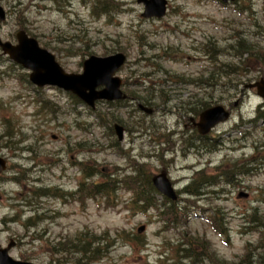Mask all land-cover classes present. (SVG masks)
Masks as SVG:
<instances>
[{"label": "rangeland", "instance_id": "1", "mask_svg": "<svg viewBox=\"0 0 264 264\" xmlns=\"http://www.w3.org/2000/svg\"><path fill=\"white\" fill-rule=\"evenodd\" d=\"M97 1L103 0H0L6 13L5 20L0 22V37L15 42V32L24 29L51 51L67 72H80L81 62L89 55L105 56L121 51L127 61L116 74L124 82V92L145 94L148 92L143 87L158 83L154 95L160 96L150 105L155 111L148 116L130 111V106L118 111L114 107L102 110L120 118L119 123L125 128L123 142L115 150L113 139L105 134L107 126L95 124L87 106L68 103L66 93L54 87L34 90L25 81L24 69L3 61L0 67L6 74L0 80V156L7 159L8 168L1 173L0 219L14 214L16 208L21 213L16 203L15 207H8L6 199L24 198L25 192L34 190L30 187L32 183L68 190L82 179L83 166L96 168L92 182L102 180V174L109 169L118 171L126 160L116 152L127 151L133 156L127 162L129 165L131 160L145 162L150 176L164 171L179 191L198 176L196 170L212 175L219 164L221 170L227 171L229 164L248 158L254 168L251 174L234 175L233 183L207 187L215 193L207 192L194 197L197 200L184 202L187 206L181 217L185 219L176 228L182 230L183 236L197 240V245L208 248L211 260L207 257L201 264H264V249L258 246L264 242V131L262 126H254L249 137L244 138L231 131L234 122H239V118L246 120L256 109L259 98L254 89L247 90L242 85L264 77V61L250 73L239 71V75L223 76L221 82L237 83L232 90L223 88L209 93L206 87L197 88L193 84L213 70L197 51L200 42L211 40L234 54V48L228 46L236 45L240 35L254 45L253 66L258 65V58H264V0H236L229 5L215 0H167L166 14L149 19L140 16L143 6L136 0H119L121 11L111 15L93 14ZM237 6L242 13L235 11ZM233 30L242 33L235 34ZM219 61L233 67L241 63L238 58L226 55ZM177 78L193 81L176 84ZM163 81L166 83L161 86ZM173 93L175 98L170 95ZM34 95L57 101L63 112L70 108L75 111L50 118L36 109ZM200 101H208L210 106L223 104L231 109V116L210 131V135H221V145L188 149L180 139V130L184 139L193 134L190 118L197 120L200 111L193 114L185 110L196 107ZM105 103L98 102L96 108L104 109ZM153 130L170 134L167 140L161 136L153 140ZM80 161L81 169L77 164ZM129 196L127 190L120 188L109 206L97 199L69 202L41 197L33 203L35 214H39L34 226L26 228L20 223L26 222L23 219L29 216L26 213L15 222L0 221L3 231L0 244L5 246L9 239H16L19 244L9 251L11 257L35 264H78L76 255L48 253L47 241L65 243L80 231L95 235L107 231L106 255L86 264H189L191 258H181L176 250L181 237L177 229H168L162 216L153 209L133 213ZM214 208L226 227L222 235L207 216ZM257 220L262 224H256ZM140 225L144 228L138 233ZM248 249L251 255L245 257Z\"/></svg>", "mask_w": 264, "mask_h": 264}, {"label": "trees", "instance_id": "2", "mask_svg": "<svg viewBox=\"0 0 264 264\" xmlns=\"http://www.w3.org/2000/svg\"><path fill=\"white\" fill-rule=\"evenodd\" d=\"M98 4H94V7L92 8L93 14H102V15H111L112 13L118 14L119 11H121V1L119 0H103V1H97ZM235 11L238 13H242V8L237 6L235 7ZM235 34H240L242 31L240 30H233ZM234 36V34H232ZM231 36V37H232ZM229 49L234 48V54H230L226 49L221 48L218 46L215 42H212L211 40L204 41L198 43V48L197 51L204 56V58L209 62V65L211 68H213L212 71L208 72L206 74V77L204 79H201L200 81H197L193 84L196 85L198 88H203L208 90L209 93L215 92L216 90L221 91L223 88L226 90H232L234 87H237V83L233 81H226V82H221L223 76H229L231 73H238L240 74L239 71L242 73L246 74L249 72L251 69H254L252 71L257 70V68L260 66V61H264V58L261 56V60L258 58V65H254L253 56L255 53L254 51V45L244 36H238L237 38V43L236 45L230 44ZM230 51V50H229ZM254 51V52H253ZM226 57H231L233 56L234 58H238L240 60V64L237 66H230L229 64H225L224 62L219 61L223 56ZM260 57V56H259ZM218 59L217 64H215V60ZM3 61H6V58H3L0 55V65ZM155 67H157L155 64H153ZM12 66V64L8 65ZM250 71V72H252ZM6 70L0 67V77L2 76V73H5ZM249 72V73H250ZM24 80V78H23ZM166 81V80H165ZM163 81V84L166 83ZM176 84H179L180 81L182 83H192V79H184V78H177L174 79ZM150 81H146V83H149ZM199 82V83H198ZM203 83V84H200ZM241 84L243 82H240ZM156 86L152 85H147L143 87V90H145V94H137L136 92H131V97L134 100H138V102H141L146 105H152L154 104V92L152 93V89L155 91L156 87L158 86V83L155 84ZM210 89H209V88ZM211 90V91H210ZM170 91H175V89H170ZM175 93V92H174ZM170 94L172 98L176 97V94ZM137 94V95H136ZM135 95V96H134ZM69 100L73 102V104L79 103V100H77L74 96L71 94L67 95ZM156 97H159L160 94L155 95ZM170 99V98H169ZM167 98V100H169ZM36 101L37 105L41 108L44 109V113L50 112V113H55L56 111L59 110L58 105L50 101L48 98L44 97L43 95H38L36 96ZM171 101V100H170ZM200 104V105H199ZM124 105V101H117V102H106L104 109L97 108L96 111L92 112L94 116V120L97 125L104 127L105 125L107 126L108 130L111 131V128L109 125L105 123V121H120V118L117 116L115 117L112 112L109 114L103 113L102 110H111V107H114L115 111H118L120 107ZM209 104L208 101H200L197 103V106L191 109H186L185 112H190V111H198L199 109H202L204 107H207ZM132 108L130 111L134 112L136 110V113H138V110L135 109L134 104H132ZM56 108V109H55ZM197 108V109H196ZM91 113V112H90ZM135 113V112H134ZM109 117L107 118L106 116ZM258 117H263L264 118V110L258 111ZM112 118V119H111ZM235 127V126H234ZM235 129V128H234ZM235 131V130H234ZM112 132V131H111ZM110 132V133H111ZM108 133V132H107ZM191 140L188 138L186 140L187 145H192ZM134 162V163H133ZM237 166H232V169H235ZM146 166L144 163H138L135 162L134 160H131L130 164V172L128 175L125 176H113L109 172H104L102 174V180H98V182H92L91 177L96 175V168L95 167H87L83 166L82 167V179L81 182L79 183L80 185V191L82 194V201H84L86 198L91 197L94 199L99 200V203L104 204L105 206H109L113 204V200L115 197V193L117 192V189L119 188H124L130 193V207L132 208L133 213L137 212H144L147 209H153L157 211L162 218L164 219V224L167 225L170 228L176 229V224H181L183 219H181V212L184 207L187 206V204L180 202H171V201H165L163 203V199L159 200L157 198L156 191L152 187L151 183V176L147 174V169H145ZM92 170V171H91ZM238 173H246L247 168H238V171H235ZM91 176V177H90ZM90 177V178H89ZM215 176H210L208 178L202 176L197 178L194 182L189 183L184 186L183 188V193L187 196L184 198L183 201L185 202H190L192 201V197H197L204 193L203 186L209 184L210 186L214 185L216 180H214ZM227 181L231 180V173H228L226 175ZM204 184V185H203ZM47 189L45 187H36L34 190L30 191L26 198L25 201L28 204H33L37 200H39ZM59 195V192H58ZM185 215V214H184ZM39 215L32 216L31 218L35 219L38 218ZM215 219H217L216 216H214ZM253 217L249 219L250 222H252ZM35 224V223H33ZM256 224H262L260 221L257 220ZM220 228V224H218ZM26 228L32 227L28 226L27 224L25 225ZM168 228V229H170ZM222 229L223 226L221 227ZM120 233V232H118ZM122 233L125 232L122 231ZM105 234H107V231H102L101 234H93L89 233L86 231L79 232L77 233V236L74 239H69L65 243L60 240L58 242H53L52 243V248L53 251L59 252H66L70 255H76L75 261L79 262L82 261L83 264L86 263H92L96 261L97 259L101 258L103 255H106V247L109 244V241H107L105 238ZM117 237L119 234H116ZM185 234H182L180 232L179 236H183ZM138 235H135V237ZM35 239V237H33ZM197 242L193 237H182L180 239L179 243H177L176 249L182 250L185 252V254H193L194 252L191 249L192 243ZM140 244V242H137ZM94 244V245H93ZM181 244V245H180ZM179 245L181 247H179ZM185 245V247H184ZM260 246L264 248V242L260 243ZM203 253L205 254V251L202 250ZM57 252L55 254H57ZM247 252H250V249L247 250ZM250 255L249 253L245 256L247 257ZM196 255H194V258Z\"/></svg>", "mask_w": 264, "mask_h": 264}, {"label": "water", "instance_id": "3", "mask_svg": "<svg viewBox=\"0 0 264 264\" xmlns=\"http://www.w3.org/2000/svg\"><path fill=\"white\" fill-rule=\"evenodd\" d=\"M137 2L142 3L141 16L146 18L161 17L166 11V0H137ZM3 18L4 11L0 7V20ZM15 37V44L0 39V48L12 61L30 70L28 77L33 84L37 86L52 85L70 91L89 106H93L95 100L98 99L114 100L126 97L120 90L121 79L114 76L126 59L123 53L117 52L104 57L91 55L83 61L81 73H67L56 62L54 55L40 47L36 39L29 37L25 31H17ZM99 86L102 87L97 89ZM247 86L256 87L257 94L264 98L263 78ZM139 107L146 113L152 112V108L143 105H139ZM228 116L229 112L221 105L205 109L200 113L199 121L196 123L199 133H207L211 127L226 120ZM114 129L118 139H121L123 127L115 124ZM4 168L5 160L0 158V171ZM152 182L159 192L171 199L176 198L164 172L154 175ZM142 229L143 226L138 227V231ZM8 248L9 246L0 249V264H30L12 259L7 255Z\"/></svg>", "mask_w": 264, "mask_h": 264}, {"label": "flooded vegetation", "instance_id": "4", "mask_svg": "<svg viewBox=\"0 0 264 264\" xmlns=\"http://www.w3.org/2000/svg\"><path fill=\"white\" fill-rule=\"evenodd\" d=\"M3 224V223H2ZM3 231L0 229V233H2ZM9 241H13L14 245L17 246L19 243L16 239H9Z\"/></svg>", "mask_w": 264, "mask_h": 264}]
</instances>
